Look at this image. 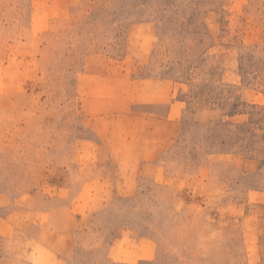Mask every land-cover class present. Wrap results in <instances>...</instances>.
Wrapping results in <instances>:
<instances>
[{
    "label": "rangeland",
    "instance_id": "obj_1",
    "mask_svg": "<svg viewBox=\"0 0 264 264\" xmlns=\"http://www.w3.org/2000/svg\"><path fill=\"white\" fill-rule=\"evenodd\" d=\"M112 227L264 264V0H0V264Z\"/></svg>",
    "mask_w": 264,
    "mask_h": 264
},
{
    "label": "crops",
    "instance_id": "obj_2",
    "mask_svg": "<svg viewBox=\"0 0 264 264\" xmlns=\"http://www.w3.org/2000/svg\"><path fill=\"white\" fill-rule=\"evenodd\" d=\"M94 231L95 234V251L90 247H84L79 250L82 257L93 258L96 263L93 264H147V236L136 238L132 230L119 231L118 228L112 227L110 231L105 234H100V228ZM93 232V233H94ZM64 233V232H63ZM59 234V233H58ZM70 232H65L64 238L70 237ZM58 237V236H57ZM142 244L144 247L139 254H135L132 249L135 244ZM58 242H55L56 247ZM138 255L140 258H136Z\"/></svg>",
    "mask_w": 264,
    "mask_h": 264
}]
</instances>
